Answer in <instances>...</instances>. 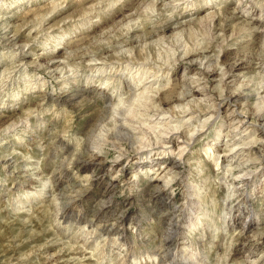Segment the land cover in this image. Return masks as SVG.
Segmentation results:
<instances>
[{
	"label": "rangeland",
	"instance_id": "rangeland-1",
	"mask_svg": "<svg viewBox=\"0 0 264 264\" xmlns=\"http://www.w3.org/2000/svg\"><path fill=\"white\" fill-rule=\"evenodd\" d=\"M240 1L0 0V264H264V0ZM157 108L201 127L167 184L137 162Z\"/></svg>",
	"mask_w": 264,
	"mask_h": 264
},
{
	"label": "bare ground",
	"instance_id": "bare-ground-1",
	"mask_svg": "<svg viewBox=\"0 0 264 264\" xmlns=\"http://www.w3.org/2000/svg\"><path fill=\"white\" fill-rule=\"evenodd\" d=\"M242 1V0H241ZM240 1V2H241ZM238 2V3H240ZM174 6V5H173ZM240 10H242L244 12V10L248 13L249 9L247 6H240L239 8ZM263 13V12H262ZM264 14V13H263ZM261 15V14H260ZM259 16V15H258ZM258 23V22H257ZM255 27V26H254ZM252 29V28H251ZM214 63V62H213ZM202 67H200L198 69L197 72H194L195 74H197V77H193L194 78V82H198V86H199V90L205 89L207 87H209L208 85L211 83L212 80H215L218 77L219 80V84L222 83L220 85V91L218 94V97H220V100L222 98H226L228 100L227 103V107L228 110L230 109V113H226L229 116L231 115L232 117L236 118L234 120H236V122L238 121V125H242L243 123L249 122L250 123V127L249 129L253 132L256 131L258 128L256 126V121L255 120H251L248 119V116H250L248 114V111L244 110V108H240L239 106H242V103H239V98L241 97V95L243 94L241 91L243 90H239L238 88L232 90L230 89L232 87V85L237 82V81H241V77L240 74L237 72V68L235 69H229V70H225L222 67H219L218 65H212L208 62V64L205 63H201L200 64ZM204 65V66H203ZM204 67V68H203ZM262 69H264V64L261 66ZM187 71L190 70L189 66H186ZM149 74V73H148ZM146 78V77H145ZM142 79V78H141ZM263 79V78H261ZM140 80V79H139ZM146 80V79H145ZM143 81V79L141 80ZM244 81V80H243ZM262 81V80H261ZM206 82V83H205ZM153 83V82H152ZM203 84V85H202ZM218 84V85H219ZM242 84V83H240ZM239 84V86H240ZM147 86V85H146ZM153 86V85H152ZM234 86V85H233ZM246 86V84H245ZM151 87V86H150ZM218 87V86H217ZM223 87L226 88L225 91H223L221 88ZM238 87V85H237ZM215 88V87H214ZM246 88V87H245ZM144 89V88H143ZM148 92V91H147ZM150 92V91H149ZM244 92V91H243ZM145 93V92H144ZM143 93V94H144ZM217 93V92H216ZM138 94V93H137ZM141 94V93H140ZM245 94V93H244ZM146 95V94H145ZM109 96V95H108ZM140 96V95H139ZM111 97V96H110ZM139 100V99H138ZM264 100V98H263ZM130 101V100H129ZM164 101V100H163ZM147 102V101H146ZM153 102V100H152ZM148 103V102H147ZM133 105V104H132ZM146 106V105H145ZM116 107V106H115ZM118 107V106H117ZM147 107V106H146ZM114 108V107H113ZM148 108V107H147ZM115 109V108H114ZM117 109V108H116ZM158 109V108H157ZM164 109V108H163ZM161 110L158 109L157 113L155 114H151L152 116H157L156 119L154 120V124H152V127L154 125L155 126H160L158 132L155 134V142L159 143L163 148H167L166 150L164 149L163 152H155V151H147L144 154H140L137 162L140 166H147V169H154L156 171V174L158 176H160L164 180V182L167 183H172V181H176L179 177L181 172L177 171L178 169L173 166H169L167 164L168 162V154L171 152H174V154L176 153L177 158L181 159L184 155V151L190 146L191 140L193 139V137L200 131V129H191L192 131L195 130L194 132H192L190 134V129H186V126L193 125L192 123L194 122V120L198 117L195 118V115H187L186 118L181 121H178V118H176V115L172 112L170 116H167V111L166 110ZM189 109V110H188ZM220 110V109H219ZM239 110V111H238ZM116 111V110H115ZM190 108H184V110L181 112V115H185L186 113H189ZM214 111V110H213ZM238 111V112H237ZM156 112V111H155ZM191 112V111H190ZM220 112V111H219ZM116 113V112H115ZM169 114V113H168ZM218 114V113H217ZM262 114V113H261ZM261 114H259L258 118L263 120L262 122H258V126H260L259 128H262L261 130V136L264 138V116H262ZM117 115V114H116ZM132 115V114H129ZM126 116V115H125ZM161 116V117H159ZM180 116V115H179ZM178 116V117H179ZM230 116V117H231ZM262 116V117H261ZM130 117V116H129ZM134 117V116H133ZM239 117V118H238ZM247 117V118H246ZM200 118V117H199ZM210 118V117H209ZM238 118V119H237ZM140 119V118H138ZM232 120V118H231ZM232 120V121H234ZM257 120V119H256ZM150 121V120H149ZM208 121V120H207ZM258 121V120H257ZM142 122V121H141ZM204 122V121H203ZM231 122V121H230ZM125 123H123L124 125ZM126 126V125H125ZM200 126H204V125H200ZM123 127V126H122ZM136 127V126H135ZM151 127V125H150ZM238 127V126H237ZM236 127V129H237ZM132 128V126H131ZM147 128V127H146ZM182 128V130H181ZM148 129V128H147ZM156 129V128H155ZM204 129V128H203ZM248 129V131H249ZM150 130V129H149ZM155 131V130H154ZM250 131V132H251ZM221 132L218 131L217 137H220ZM147 135V134H146ZM246 135V134H245ZM135 136V135H134ZM150 136V135H149ZM148 136V137H149ZM243 137V136H242ZM242 137L235 139L232 143H237V141H241L244 140ZM136 139V138H135ZM141 139V138H140ZM153 139V138H152ZM254 139V138H253ZM128 140V139H127ZM150 140V139H149ZM256 140V139H255ZM140 141V140H139ZM154 141V140H153ZM232 141V140H231ZM137 142V141H136ZM145 144V143H144ZM243 144H234L232 147V151H238L240 149L243 150ZM248 144V143H247ZM213 147V144L212 146ZM210 149V148H209ZM231 150V148H229ZM241 150V151H242ZM233 154V153H232ZM236 154V152H235ZM264 158V157H263ZM162 163V164H161ZM243 173V172H242ZM246 173V172H245ZM239 174V173H238ZM244 174V173H243ZM245 175V176H244ZM244 175H237L238 177H233L236 178L239 181H242L245 178H248V175L246 176V174ZM186 178V177H185ZM244 182V181H242ZM241 182V183H242ZM234 181H232V187H235L236 190L240 189L239 184H233ZM112 186H115V183L112 184ZM173 200L174 198H171V203L173 204ZM171 208H174L173 205H171ZM54 209V208H53ZM176 225V224H175ZM172 231V230H171ZM173 234V233H172Z\"/></svg>",
	"mask_w": 264,
	"mask_h": 264
}]
</instances>
